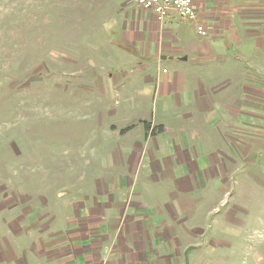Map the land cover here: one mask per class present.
Instances as JSON below:
<instances>
[{
    "label": "crops",
    "instance_id": "1",
    "mask_svg": "<svg viewBox=\"0 0 264 264\" xmlns=\"http://www.w3.org/2000/svg\"><path fill=\"white\" fill-rule=\"evenodd\" d=\"M192 1L204 36L121 1L118 40L97 65L101 90L121 93L110 131L127 159L85 195L0 203V264H201L205 224L190 194L226 187L233 155L264 130V0ZM137 175L169 184L137 186Z\"/></svg>",
    "mask_w": 264,
    "mask_h": 264
},
{
    "label": "rangeland",
    "instance_id": "2",
    "mask_svg": "<svg viewBox=\"0 0 264 264\" xmlns=\"http://www.w3.org/2000/svg\"><path fill=\"white\" fill-rule=\"evenodd\" d=\"M121 1L0 0V203L56 189L85 195L127 159L110 131L123 122L121 93L101 90L97 65L118 40ZM245 143L226 187L190 194L205 224L201 264H264V130ZM133 184L169 183L137 175Z\"/></svg>",
    "mask_w": 264,
    "mask_h": 264
},
{
    "label": "built area",
    "instance_id": "3",
    "mask_svg": "<svg viewBox=\"0 0 264 264\" xmlns=\"http://www.w3.org/2000/svg\"><path fill=\"white\" fill-rule=\"evenodd\" d=\"M144 11L153 12L158 19H162L169 12L191 23L199 36L205 35L203 26L197 20L192 0H131Z\"/></svg>",
    "mask_w": 264,
    "mask_h": 264
},
{
    "label": "water",
    "instance_id": "4",
    "mask_svg": "<svg viewBox=\"0 0 264 264\" xmlns=\"http://www.w3.org/2000/svg\"><path fill=\"white\" fill-rule=\"evenodd\" d=\"M185 264H187V254H185Z\"/></svg>",
    "mask_w": 264,
    "mask_h": 264
}]
</instances>
